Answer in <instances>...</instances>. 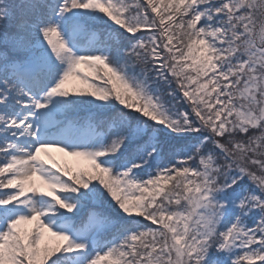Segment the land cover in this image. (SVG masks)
Wrapping results in <instances>:
<instances>
[{
    "label": "snow or ice",
    "instance_id": "snow-or-ice-1",
    "mask_svg": "<svg viewBox=\"0 0 264 264\" xmlns=\"http://www.w3.org/2000/svg\"><path fill=\"white\" fill-rule=\"evenodd\" d=\"M0 264H264V0H0Z\"/></svg>",
    "mask_w": 264,
    "mask_h": 264
},
{
    "label": "rangeland",
    "instance_id": "rangeland-1",
    "mask_svg": "<svg viewBox=\"0 0 264 264\" xmlns=\"http://www.w3.org/2000/svg\"><path fill=\"white\" fill-rule=\"evenodd\" d=\"M53 155L60 160L61 164H64L65 162H67L68 164L72 165L73 168H75L76 166V158L74 157H70V156H63L62 154L55 152V150H53Z\"/></svg>",
    "mask_w": 264,
    "mask_h": 264
}]
</instances>
